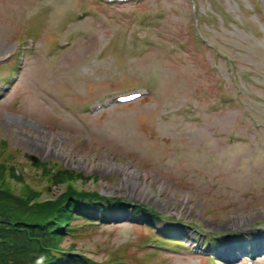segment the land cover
<instances>
[{"label": "rangeland", "instance_id": "1", "mask_svg": "<svg viewBox=\"0 0 264 264\" xmlns=\"http://www.w3.org/2000/svg\"><path fill=\"white\" fill-rule=\"evenodd\" d=\"M197 1L199 14H209L200 26L213 52L190 37L188 0H0V140L18 161L36 156L94 175L79 185L160 213L162 232L182 241L154 259L144 250V237L158 229L148 215L111 208L100 218L94 208L101 224L64 246L74 241L96 261L121 251L119 259L136 264H212L222 256L245 264L258 247L253 264H264L263 11L255 0ZM30 36L35 44L20 68L17 54ZM60 38L71 45L58 49ZM133 87L149 93L87 111ZM45 188L40 199L62 185ZM140 221L152 228L132 223Z\"/></svg>", "mask_w": 264, "mask_h": 264}, {"label": "trees", "instance_id": "2", "mask_svg": "<svg viewBox=\"0 0 264 264\" xmlns=\"http://www.w3.org/2000/svg\"><path fill=\"white\" fill-rule=\"evenodd\" d=\"M257 9H261L259 4ZM24 158L26 160L18 161V151L8 150L6 141L0 140V264H45L62 257L66 235L83 233L75 227L93 219V208H98L104 216L109 207H127L128 203L121 197L105 196L79 185L78 180L87 181L92 178L90 176L41 161L36 156L24 155ZM36 182L38 187L44 190L45 186L48 191L62 185V191L54 197L40 199L43 190L33 187ZM132 210L147 212L139 204H135ZM149 213L151 219H160L157 212ZM140 226L151 229L146 223ZM148 232V235L152 233L151 230ZM152 236L163 238L158 233H152ZM165 238L179 242L173 237ZM76 244L73 241L67 247H76ZM120 255L114 251L109 259L99 263L86 257L76 258L70 263L119 264L117 257ZM129 261V264H134V261Z\"/></svg>", "mask_w": 264, "mask_h": 264}]
</instances>
